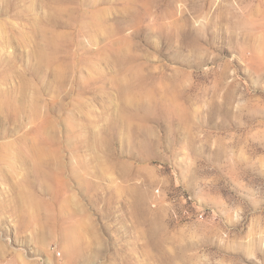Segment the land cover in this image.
<instances>
[{
	"label": "rangeland",
	"instance_id": "obj_1",
	"mask_svg": "<svg viewBox=\"0 0 264 264\" xmlns=\"http://www.w3.org/2000/svg\"><path fill=\"white\" fill-rule=\"evenodd\" d=\"M0 264H264V0H0Z\"/></svg>",
	"mask_w": 264,
	"mask_h": 264
}]
</instances>
